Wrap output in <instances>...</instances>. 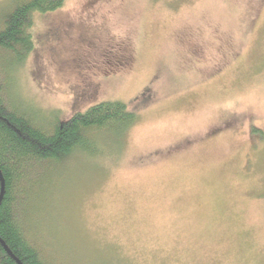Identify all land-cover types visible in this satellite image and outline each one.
<instances>
[{
  "label": "rangeland",
  "instance_id": "374dc122",
  "mask_svg": "<svg viewBox=\"0 0 264 264\" xmlns=\"http://www.w3.org/2000/svg\"><path fill=\"white\" fill-rule=\"evenodd\" d=\"M31 34L15 103L136 113L32 198L53 263L264 264V0H67Z\"/></svg>",
  "mask_w": 264,
  "mask_h": 264
},
{
  "label": "trees",
  "instance_id": "16d2710c",
  "mask_svg": "<svg viewBox=\"0 0 264 264\" xmlns=\"http://www.w3.org/2000/svg\"><path fill=\"white\" fill-rule=\"evenodd\" d=\"M66 1L7 0L0 7V264H55L35 240L32 198L50 174L76 156L98 158L105 136L121 138L136 120L125 104L106 101L63 123L46 122L28 102L13 101L15 75L34 49L33 18Z\"/></svg>",
  "mask_w": 264,
  "mask_h": 264
},
{
  "label": "flooded vegetation",
  "instance_id": "af4514ba",
  "mask_svg": "<svg viewBox=\"0 0 264 264\" xmlns=\"http://www.w3.org/2000/svg\"><path fill=\"white\" fill-rule=\"evenodd\" d=\"M52 31L56 34L57 32H59V27L56 25V26H54V27H52ZM117 50H120V49H117ZM126 54H124V56L122 55V52L120 51V54L117 52L116 54H115V57L117 58V60H118V62L119 61H122L123 59L125 60L126 59V56H125ZM125 57V58H124ZM123 60V61H124Z\"/></svg>",
  "mask_w": 264,
  "mask_h": 264
},
{
  "label": "water",
  "instance_id": "95a60500",
  "mask_svg": "<svg viewBox=\"0 0 264 264\" xmlns=\"http://www.w3.org/2000/svg\"><path fill=\"white\" fill-rule=\"evenodd\" d=\"M1 200V199H0Z\"/></svg>",
  "mask_w": 264,
  "mask_h": 264
}]
</instances>
